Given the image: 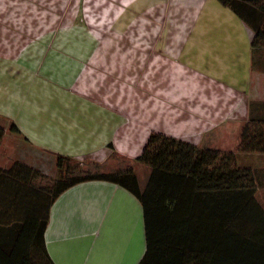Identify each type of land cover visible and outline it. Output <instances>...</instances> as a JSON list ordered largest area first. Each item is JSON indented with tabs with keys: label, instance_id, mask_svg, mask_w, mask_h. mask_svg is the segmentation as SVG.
<instances>
[{
	"label": "crops",
	"instance_id": "obj_1",
	"mask_svg": "<svg viewBox=\"0 0 264 264\" xmlns=\"http://www.w3.org/2000/svg\"><path fill=\"white\" fill-rule=\"evenodd\" d=\"M111 1L96 4L106 10L107 22L118 12L111 4L120 13L137 4V11H143V17L153 23L157 0ZM162 1V8L170 10L168 16L174 20L168 23L167 14H162L153 42L157 43L162 38L159 33L166 30L177 32L181 39L166 38L170 49H178L172 55L185 60V65L195 59L199 73L220 81L227 80L230 72L245 70L246 65L250 69L251 57L248 63L246 57L251 41H247L244 23L233 12L216 0ZM43 56L45 52L37 51L12 60L0 59V127L4 129L0 170L5 171L0 177V227L40 226L46 220L43 241L53 264H139L147 245L143 208L134 195L113 183L88 181L67 189L50 205L49 191L39 186L38 180L56 169L59 156L104 161L116 151L136 160L150 134L145 132L134 144L125 133L130 111L127 104L133 95L128 90L127 102L113 105L112 91L103 98V86L97 89L91 78L66 68L64 53ZM151 62L149 74L155 82L144 88L153 89L158 100L149 105L157 122L148 128L159 125L174 139L212 129L221 114L218 110L228 108L233 95L219 92L222 98L216 99L209 96L216 88L203 83L202 77L159 57ZM105 63L114 66L113 59ZM126 64L134 69L131 59ZM102 82L107 88V79ZM12 125L15 130H11ZM15 164L22 166L18 173H7ZM150 172L145 181H138L141 190Z\"/></svg>",
	"mask_w": 264,
	"mask_h": 264
},
{
	"label": "rangeland",
	"instance_id": "obj_2",
	"mask_svg": "<svg viewBox=\"0 0 264 264\" xmlns=\"http://www.w3.org/2000/svg\"><path fill=\"white\" fill-rule=\"evenodd\" d=\"M90 1L0 0V12L4 10L2 13H5L0 15V59L12 60L25 52L30 55L37 51L45 52L46 56H43L45 58L64 53L66 68L72 69L74 74L91 78L90 83L97 89L103 86V98L107 99V95L112 91L113 105L125 102L127 98L125 92L129 90L133 98L130 97L127 104L130 111L125 133H128L127 137L134 144L138 143L145 132L147 136L151 132L168 136L159 125H156L157 129L148 128L152 122L153 124L157 122L156 117L151 116L153 113L149 105L153 100H158L153 89L144 88L147 85L153 86L155 82L153 75L149 74L153 70L151 60L159 57L185 68L190 74L202 77L203 83L216 88L215 92H210L209 95L216 99L222 98L219 92H230L233 100L228 108H224L222 112L218 110L221 114L212 129L187 138L175 139L191 142L198 148L235 155L239 166L250 168L255 174L259 183L257 200L264 205V121L251 120L252 114L260 110L259 106L254 104L264 102V50L252 51L249 44L246 61L248 63V58L251 57L250 69L247 70L246 65L245 70L240 73L230 72L227 80L220 81L206 73H199L195 69V66L199 65L195 59L190 60L189 65H185V60L180 61L179 57L178 59L172 55L178 49H170L166 38L169 35L172 36L169 41L181 39L177 32L170 34L166 30L167 32L159 33L162 38L159 37L157 43L153 42V33L159 28L162 14H167L166 22L174 20L168 16L170 10L165 12L162 8V0L155 3L157 11L151 19L153 22L151 25L149 19L143 17L144 12L137 11V4L125 8L122 13L111 4L118 12L109 23L106 10L97 7L96 4L111 0ZM174 24L179 27L183 25L182 22ZM242 25L246 31L247 41L250 42L253 33L248 26ZM207 53L210 54L211 51ZM112 59L113 68L107 67L105 60ZM128 59L133 62L132 70L126 64ZM225 66L229 68V65ZM107 68L111 71L109 72ZM216 74L218 77L221 76V73ZM148 75H151V78H148ZM103 79H107V88H104ZM65 166L69 168L68 175L73 177L86 173L125 171L131 168L138 172L137 179L140 184L146 180L149 172L148 168L136 160L127 159L116 151L104 161L91 158L69 159ZM59 174L57 168L48 172L46 176L38 179L39 186L50 193L53 182L60 177Z\"/></svg>",
	"mask_w": 264,
	"mask_h": 264
},
{
	"label": "trees",
	"instance_id": "obj_3",
	"mask_svg": "<svg viewBox=\"0 0 264 264\" xmlns=\"http://www.w3.org/2000/svg\"><path fill=\"white\" fill-rule=\"evenodd\" d=\"M216 1L251 29V50H264V0ZM254 105L260 110L251 120L264 121V102ZM3 136L0 127V144ZM69 159L57 157L60 177L53 182L49 204L67 189L88 181L126 189L143 208L147 248L139 264H264V205L256 196L259 183L232 153L150 133L136 159L151 171L144 190L131 168L69 176L65 166ZM20 168L15 164L7 173H18ZM4 174L0 170V177ZM46 224L44 220L40 226L0 227V264H53L43 241Z\"/></svg>",
	"mask_w": 264,
	"mask_h": 264
},
{
	"label": "bare ground",
	"instance_id": "obj_4",
	"mask_svg": "<svg viewBox=\"0 0 264 264\" xmlns=\"http://www.w3.org/2000/svg\"><path fill=\"white\" fill-rule=\"evenodd\" d=\"M42 96H43V95H42ZM42 96H41V97H42ZM42 99H43V98H42Z\"/></svg>",
	"mask_w": 264,
	"mask_h": 264
}]
</instances>
